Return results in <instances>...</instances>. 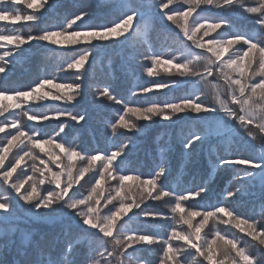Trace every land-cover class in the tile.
<instances>
[{
  "label": "snow or ice",
  "instance_id": "snow-or-ice-1",
  "mask_svg": "<svg viewBox=\"0 0 264 264\" xmlns=\"http://www.w3.org/2000/svg\"><path fill=\"white\" fill-rule=\"evenodd\" d=\"M25 5L31 11H23ZM59 7L58 0H0V22L11 24L7 33L0 29V49H5L0 54V99L16 101L0 104V133L5 134L0 189L6 193L0 197V224L5 226L0 235L6 238L0 264H134V256L149 251H157L156 264H264V147H256L257 137L264 139V0H88L62 14ZM50 9L55 11L51 22L34 32L32 26ZM149 24L168 30L176 47L143 55L150 63L141 64L142 72L153 78L156 66L167 64L182 79H149L131 95L148 97L182 85L187 90L171 100L136 105L105 84L96 99L120 105L110 126L113 135L119 130L125 139L114 149L70 143L66 138L87 123V112L59 103L79 104L85 66L96 62L98 46L124 47ZM57 47L74 53L58 69H74L73 82L57 83L56 75L43 73L27 85L7 83L13 67L31 50L54 52ZM206 94L213 95V102ZM47 102L57 106L36 108ZM154 124L186 125L189 131L181 128L172 159L173 145L158 147L156 163L145 173L129 167V157L140 134ZM237 134L242 146L233 143ZM186 165L196 170L199 182L179 191L166 189L173 168ZM217 170L233 174L228 186L215 203L199 204ZM130 180L138 182L136 188L127 184ZM257 187L259 220L236 207L255 197ZM192 199L197 203L186 209ZM150 202H163L167 212ZM18 207L30 220L48 225L49 233L35 238L21 231ZM169 220L161 232L131 226ZM210 222L229 230L213 231ZM231 228L243 235L237 238ZM17 232L21 244L38 256L16 248L20 258H7Z\"/></svg>",
  "mask_w": 264,
  "mask_h": 264
},
{
  "label": "trees",
  "instance_id": "trees-1",
  "mask_svg": "<svg viewBox=\"0 0 264 264\" xmlns=\"http://www.w3.org/2000/svg\"><path fill=\"white\" fill-rule=\"evenodd\" d=\"M82 1H86V0H82ZM65 4L66 2L57 9L58 13L62 14L70 10L68 7L64 6ZM54 15H55L54 10L48 11L46 13L44 23L42 22V24H44L42 25V28L46 26L48 23H50L47 21H49L50 18L53 17ZM171 35L172 34L168 30H166L164 27H162L161 25L149 24L144 29H142L141 35L137 37L135 41L132 42V44H128L124 47H119L118 48L119 50L116 49L115 52H112V51L110 52L102 51L101 52V48L100 46H98L97 50L93 52V54H97L99 56H96V62L91 64V67H88V70H90L93 73L91 74L92 77L95 79L93 88L97 91L98 89L102 88L105 84H111L113 89L116 92H118L121 95H124L126 98L131 99L133 101L135 97H137L138 101L134 102V104L136 105H139L142 102H145L146 104L150 102L151 100H156V101L171 100L175 97L183 95L185 91L187 90V86L184 87L183 85L178 89L163 90L161 93L151 94L148 97L141 96V95L133 96L131 95V92H130V90L137 88L139 85H143L149 79H163V80L182 79L178 75H173V73H175V69L172 68L171 65H167V64H161V65L156 66V71L158 75L153 78L147 77L146 72H142V69H139V71L136 70L138 66V63L136 65V61L138 62L143 61V63H150V61L142 60L143 55L150 54L152 51H155V50L166 51L169 48L174 49L176 46L172 43ZM204 39L207 40L208 37H205ZM98 45H99V42H98ZM72 53L73 52L68 51L64 48H60V47H57V50L54 52H45L44 50H38L36 54L29 52L28 55L30 57L33 56L32 58L33 61L32 62L25 61V60L20 61L18 63V68L16 70H13L12 73L10 74V77L7 83L10 86L27 85L36 76L43 74V73L56 75L58 77L56 80L57 83H62L65 81L69 82L68 80L69 72L61 73V72H58V69L61 65H65L66 61L70 59V55ZM101 53H104V55H107V56L99 60L97 58H101L102 56ZM176 54L179 55L178 52ZM163 58L167 59V56ZM116 61L118 62L121 61V65L115 64ZM116 66H119L120 71L122 70L126 71L124 76L120 74V76L118 77L117 75L118 73L116 72ZM129 67L133 69L130 70ZM140 68H141V65H140ZM165 69H170L171 71L170 72L165 71ZM15 78H18V81H15ZM86 80H89V74L86 76ZM101 81H104V82H101ZM84 85H85V82H84ZM47 90L48 89H45V91ZM79 100H80L79 104H76V105H64L63 103H59L58 105L59 107H74L76 111L84 110L87 112V123L84 124L83 127L77 125L72 130L71 134L66 138L70 143L78 144L81 142L80 145L85 148L114 149L116 145H118L121 141L125 139L124 137L120 136L119 130L117 131L115 135H113L111 126H110V121L113 120L115 116L117 115L120 105H111L107 103L105 104L103 102L102 103L101 102H91L90 103L88 101H85L84 99L82 100L79 99ZM7 101H12L13 104L16 102L15 100L11 98H6V99H0V104L6 105L8 103ZM56 106L57 105L55 104V102H47L46 104L37 105L36 108L41 111H46L49 107H56ZM10 111H12V109H10ZM0 119H3V117H0ZM163 124L169 125L166 123H163ZM159 126H162V127L157 128ZM52 127H54V125H52ZM182 127L185 133L189 131L188 126L178 124L173 127L174 129L171 132V134H167L165 136H162L163 134L161 135L157 134L159 131L164 130L163 125L154 124L153 126L146 128L145 131L142 134H140V136L136 140L138 148L130 155L128 166L139 168L141 172H145V173L151 171L157 160L158 154H157L156 149L158 147L162 148L160 142H163L166 145V148L169 145H173L172 153L169 157L170 159H172L175 156V145L179 143V134L181 132ZM46 130L51 131V127ZM128 135H132V133H128ZM238 136L239 134H237L235 137L232 138L233 143L240 144L242 146V141H240V139H237ZM4 137H5V134L2 133L3 140H4ZM15 151L16 150L13 149V152ZM41 155L43 158V154ZM9 159H11V154H9ZM7 162L8 161H6L5 163L7 164ZM77 166H80V162L79 164H77ZM130 174L134 175L135 173H130ZM90 175H91L90 173L86 175L85 180H87ZM232 175H233L232 173L224 172L222 170H217L213 172L212 173L213 178H212V183H211L212 188L210 186L209 192L206 194L205 199L198 201V203L199 204L215 203L216 202L215 200L220 198L221 191L228 186V181L231 180ZM194 177H196L195 180H194ZM198 182H199V177L197 176L196 170L192 168L191 165H186L183 167H174L170 176L165 180L164 186L166 189H169L172 187L175 190L179 191L187 187H193ZM81 183L83 184L84 182L81 181ZM105 187H108V186H106L105 184ZM254 191L257 193L255 197H248L246 198L244 203H241L237 206L239 212H241L242 210L245 211L247 214L249 212H252L253 203L255 202V210L253 212L261 213L262 211L261 205L257 202L258 196H259L258 187L254 189ZM5 195L6 193L3 192L2 189H0V197H4ZM194 201L195 203H197L195 199ZM247 205H248V208H250L249 211H248V208L245 207ZM164 209L167 212V208L165 207ZM19 210L21 209L18 207L16 211V215L20 218V220L18 222L17 227L21 231L31 232L33 233L35 238H39L40 235L49 233L50 229L48 225L39 223L37 221L30 220L26 216L25 210L23 212L24 215L22 219V217L20 216ZM129 215H131V213H129ZM24 220L30 222L31 224H28V223L25 224ZM131 226L139 227L144 231L161 232L163 228H165L167 225L164 226V223H161L159 226H152V225L145 226L142 223L133 222ZM209 226L213 228V231H215L216 228L220 229L218 223L213 226L210 222ZM4 227H5L4 225L0 224V229H3ZM206 231H208V228ZM57 232H59V229H57ZM20 236H21V233L17 232L16 235L13 237V239H15L16 241V245H15V248H13V250L10 251L11 254L13 255L12 259L20 258L16 253V248H24L25 250H27L29 257H32L33 255L38 256L39 253H37L36 250L32 248L30 245L25 246L21 244ZM5 240L6 238L0 235V245H3L5 243ZM48 252H49V249L45 246L44 255L47 256ZM152 252L154 251L138 253L136 256L132 258L134 264H148L149 261L154 259L152 258ZM7 258L9 259V257ZM155 260L156 261L153 264H156L158 257L155 258Z\"/></svg>",
  "mask_w": 264,
  "mask_h": 264
},
{
  "label": "rangeland",
  "instance_id": "rangeland-1",
  "mask_svg": "<svg viewBox=\"0 0 264 264\" xmlns=\"http://www.w3.org/2000/svg\"><path fill=\"white\" fill-rule=\"evenodd\" d=\"M62 2H66V4L64 5V6H66V7H68L70 10H74L73 9V5L74 4H86L87 2H88V0H86V1H82V0H58V4L61 6L62 4H64V3H62ZM22 9H23V11H25V12H28V11H31V10H28L27 8H26V5L25 6H22ZM48 11H51V9L50 10H48ZM47 11V12H48ZM46 12V13H47ZM46 13H45V16H44V20H45V17H46ZM44 20L43 21H41V22H39V23H37L36 25H33L32 27H33V31L35 32V31H38L39 29H41L42 28V25H44V24H42V22L44 23ZM47 22H51V20H49V21H47ZM11 27V24L10 23H7V22H0V29H2L5 33H7V31H8V29ZM16 27L17 28H20L21 27V24H17L16 25ZM45 27V26H44ZM24 31H26V28L24 29ZM98 43V42H97ZM130 44H132V43H130ZM9 47H12L11 45H9ZM100 48H101V52L102 51H104V52H110V51H112V52H115V50L116 49H118L119 47L117 46V48H115V49H104V47L103 46H100ZM119 50V49H118ZM5 51V49H0V54H2L3 52ZM30 52H32V53H37L38 52V50H35V49H33V50H31ZM121 52H122V50H121ZM74 55V53H72L71 55H70V58H71V56H73ZM101 58H97V59H103V58H105L107 55H104V53H101ZM93 56L94 57H96V56H99V55H97V54H93ZM33 56L32 57H30L29 55H27L26 57H25V61H30V62H32L33 61ZM117 60V59H116ZM137 63H138V66H137V68H136V70H138L139 71V69H141L140 68V65L143 63V61H136V65H137ZM115 64H120L121 65V61L120 62H118V61H116L115 62ZM119 65V66H120ZM119 66H116V72L118 73L117 75H118V77L120 76V74L121 75H123L124 76V74L126 73V71L124 70H122V71H120V69H119ZM86 68H88L89 66L88 65H86L85 66ZM18 68V63L13 67V70H16ZM129 69L131 70V69H133V68H131V67H129ZM67 72H69V74H68V80H69V82H73L74 80H75V70L74 69H70V70H67V71H65V72H62V73H67ZM71 74V75H70ZM88 74H89V80H86V78H85V80H84V82H85V85H84V88H83V96L82 97H80L79 99H84L85 101H88V102H103V103H107V104H111V105H113L112 104V102L111 101H107L106 99H103V100H97L96 99V94H97V91L93 88V84H94V78L92 77V75L91 74H93L90 70H88ZM60 75V74H59ZM71 80H73V81H71ZM15 81H18V78H15ZM101 82H104V81H101ZM141 83H142V81H141ZM206 99L208 100V101H210V102H213V100H214V97H213V95H211V94H206ZM136 101H138V98L137 97H135V99L133 100V102H136ZM141 101H143V100H141ZM8 103L6 104V105H12L13 103H12V101H7ZM141 104H145V102H142ZM141 123H144V122H141ZM163 123H166V124H169V123H167L166 121L165 122H163ZM153 126V125H152ZM160 127H162V126H159V127H157V128H160ZM164 130H161V131H159L157 134L158 135H161V134H163L162 136H165V135H167V134H171V132L173 131V127H171V128H168V127H164L163 128ZM82 135V134H81ZM237 139H240V137L238 136L237 137ZM2 140H3V138H2V133H0V143H2ZM81 144V142L80 143H78V145H80ZM160 144H161V146H162V148H166V145L163 143V142H160ZM256 147H257V149H259L260 147H264V139H262L260 136H258L257 137V140H256ZM77 164H79V161H77ZM190 172H191V170H190ZM137 181H135V180H130L129 182H127V184L128 185H131L133 188H136V185H137ZM106 186H108L107 184H106ZM105 188H107V187H105ZM211 188H212V185H211ZM139 189H136V194L137 195H139ZM150 203H154L155 205H156V207L157 208H160V209H163V210H165L164 208H165V205H164V203L163 202H150ZM195 204V201H194V199H192L191 201H190V203L189 204H186L185 205V208L187 209L189 206H191V205H194ZM238 205H236V207H237ZM246 208H248V205L247 206H245ZM21 210H19V213H20V216L22 217V219H23V212H24V208H21V207H19ZM249 209L250 208H248V211H249ZM196 210H198V209H196ZM166 211V210H165ZM240 213H242V214H244V215H246V216H255V218L256 219H261V213H258V212H253V210H252V212H249L248 214L245 212V211H241ZM196 220H199V217H197L196 218ZM195 222V221H194ZM24 223L26 224V223H28V224H31L30 222H28V221H26V220H24ZM39 223H41V222H39ZM167 223H171V221L169 220V221H167V222H164V226L165 225H167ZM219 224V227H220V229L222 230V232H224V231H227V230H229V226H227V225H224V224H222V223H218ZM184 227H186V226H184ZM207 230V228H205V230L204 231H206ZM230 232H231V234L232 235H234V236H236L237 238H239L240 236H242L243 234H241V233H239V230H237V229H235V228H231L230 229ZM250 239V238H249ZM218 243V245L219 244H222V242L221 241H218L217 242ZM8 257H9V259H11L12 260V258H13V255L11 254V252L9 253V255H8ZM158 257V253H157V251H154V252H152V258H154V259H152L151 260V262H152V264L153 263H155V258H157Z\"/></svg>",
  "mask_w": 264,
  "mask_h": 264
}]
</instances>
